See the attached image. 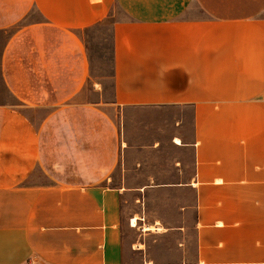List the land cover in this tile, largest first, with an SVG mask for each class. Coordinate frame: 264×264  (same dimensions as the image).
Instances as JSON below:
<instances>
[{"label":"crops","instance_id":"0c3cea01","mask_svg":"<svg viewBox=\"0 0 264 264\" xmlns=\"http://www.w3.org/2000/svg\"><path fill=\"white\" fill-rule=\"evenodd\" d=\"M0 31V264H264V0H0ZM145 109L173 132L127 131ZM128 152L180 153L132 183ZM153 191L188 196L175 225Z\"/></svg>","mask_w":264,"mask_h":264},{"label":"rangeland","instance_id":"374dc122","mask_svg":"<svg viewBox=\"0 0 264 264\" xmlns=\"http://www.w3.org/2000/svg\"><path fill=\"white\" fill-rule=\"evenodd\" d=\"M33 15L36 17L37 14L33 13ZM97 32L98 33H96L94 30H90L86 33L88 38L89 55L91 59H93L97 64L95 71L93 70V74L99 77L110 76L112 73V66L110 63L112 54L110 32L107 28L100 29ZM9 34L10 32L5 33L0 31V104L11 103L15 101L7 91L1 74V53ZM107 83H110V79L107 80ZM91 86L92 80H89L87 86V96L89 99L92 98ZM126 113H128L129 117L132 119L130 121L131 124H128L129 126H127V131H129V127L130 129L135 130L146 128V131L149 132L152 137L157 138L158 124L161 119H163L161 117H165L168 118V133L173 132L174 125L171 123V118L175 116L174 110H166L161 112V110L158 109H145L129 110L126 111ZM179 153L180 152H128L127 157L129 156L130 166H134V162L137 160L144 161L146 165L142 172L132 177V183L144 182L147 174L156 173V175H160V167H162L161 169L168 168L167 166H169L174 161L175 157L179 156ZM39 174L41 176V172H39ZM143 195V191H135L132 193V195L127 197L128 199H133L132 203L127 204L129 205L127 207L129 208V212L133 209H136L138 214L143 213V201L139 203V199V201L134 202V199L137 200L138 198H142ZM146 197L148 210L152 215L163 218L165 223L175 225L180 212L178 210L179 207L176 208V206L180 204L178 202L186 200L188 196L177 191L161 193L159 191H153L148 192ZM139 234H142V232L137 229V231H135V233L133 232L132 235L134 238H138ZM154 240L159 242L158 238H148L149 243H154Z\"/></svg>","mask_w":264,"mask_h":264},{"label":"bare ground","instance_id":"6f19581e","mask_svg":"<svg viewBox=\"0 0 264 264\" xmlns=\"http://www.w3.org/2000/svg\"><path fill=\"white\" fill-rule=\"evenodd\" d=\"M175 141H177V142H181L179 139H177V140H175ZM137 219H138V217L136 216V217H134V219L132 220V224H133V226H137ZM138 228V227H137ZM143 229L144 230H150V231H160L161 229H163V228H161V226L159 227V226H154V225H143ZM165 230V229H164Z\"/></svg>","mask_w":264,"mask_h":264}]
</instances>
